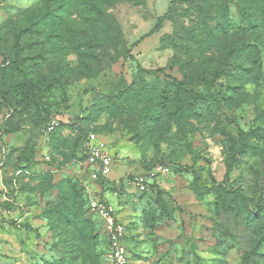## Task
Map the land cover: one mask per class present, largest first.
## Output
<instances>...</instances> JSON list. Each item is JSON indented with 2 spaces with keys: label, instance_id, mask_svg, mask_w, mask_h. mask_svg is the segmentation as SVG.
Wrapping results in <instances>:
<instances>
[{
  "label": "rangeland",
  "instance_id": "rangeland-1",
  "mask_svg": "<svg viewBox=\"0 0 264 264\" xmlns=\"http://www.w3.org/2000/svg\"><path fill=\"white\" fill-rule=\"evenodd\" d=\"M93 1L112 41L81 0H0V264H105L93 198L129 220L131 264H264V0ZM92 132L106 181L76 156Z\"/></svg>",
  "mask_w": 264,
  "mask_h": 264
},
{
  "label": "built area",
  "instance_id": "built-area-1",
  "mask_svg": "<svg viewBox=\"0 0 264 264\" xmlns=\"http://www.w3.org/2000/svg\"><path fill=\"white\" fill-rule=\"evenodd\" d=\"M59 119H53L48 123L46 130L53 131L59 125ZM81 157L84 159L81 164L85 165L91 181L97 182L100 178H107L112 172L114 163L108 146L98 135L90 133L87 135L82 147ZM167 167H160L150 173L154 176L157 173L167 174ZM139 192L147 190L145 177H137L133 183ZM89 209L94 212L102 221L103 230L106 235L108 245L104 254L106 264H131L128 248L125 242L128 237L127 224L123 219L116 216L115 210L99 199H90ZM127 243V242H126Z\"/></svg>",
  "mask_w": 264,
  "mask_h": 264
},
{
  "label": "trees",
  "instance_id": "trees-1",
  "mask_svg": "<svg viewBox=\"0 0 264 264\" xmlns=\"http://www.w3.org/2000/svg\"><path fill=\"white\" fill-rule=\"evenodd\" d=\"M81 1L84 4L86 3V5L88 6L89 12H91V14L93 16L98 15V16L103 18L105 23L101 22V21H97V22H94V24L97 25L101 30L107 32L105 34V39L107 41H112L113 38L109 34L113 32V26L111 24H106L107 20H106V15H105L106 13L104 12V10L98 4H96L93 0H81ZM64 2H65L64 8L67 9V11H68L70 3L68 2V0H64ZM55 16H56V19L54 20L55 21L54 24L58 27L61 26L62 22L66 21L65 17L62 15H59L56 13ZM166 17H167V14L164 15L163 17H161L158 20V22L163 21L164 19H166ZM66 24H67V27L69 26V28H68L69 30H67L69 33L67 34V37H66L67 39H69V43L73 44V45L79 43V48H82V50H84V51H92L95 43L99 44V43L103 42V38H101L100 35H98V34L95 35L94 32H92L90 36L85 34L86 35L85 37H81L79 34L81 32V30H79V28H77L78 23H67L66 22ZM86 29H87V25H86ZM110 29H112V30H110ZM100 32H102V31H100ZM75 35H76V37H75ZM235 48L240 49V46L237 45V46H235ZM79 64H80V66L78 67V69L74 71L79 76L92 78L93 76H95L97 74V71L92 70L89 67V65L86 66L85 64H83V60L81 61V59H80ZM221 70H222V66L220 65L219 68L213 73V75L210 79L200 78V79H197L196 81L205 87H210V86L214 85V83L220 78ZM174 83L177 85L178 88H184L183 83L178 81L177 79H174ZM88 134H90V133H87L83 137V139L80 143L79 149L77 151V154H76L79 162H83V160H84L81 157V152H82L83 143H84L85 139L87 138ZM94 134H96V133H94ZM101 180L106 181V180H109V178L108 177L107 178H100L98 181H101ZM88 208H89V206H88ZM128 224H129V221L127 222V226H128ZM128 236H129V233H128ZM127 239H128V237H127ZM107 245H108V241H107Z\"/></svg>",
  "mask_w": 264,
  "mask_h": 264
},
{
  "label": "crops",
  "instance_id": "crops-1",
  "mask_svg": "<svg viewBox=\"0 0 264 264\" xmlns=\"http://www.w3.org/2000/svg\"><path fill=\"white\" fill-rule=\"evenodd\" d=\"M108 178H109V176H108ZM116 211V213H118L121 217H122V219H124V221H126L127 220V222L129 221L128 219H127V217H125L124 215H123V213H119L117 210H115ZM126 219V220H125Z\"/></svg>",
  "mask_w": 264,
  "mask_h": 264
}]
</instances>
